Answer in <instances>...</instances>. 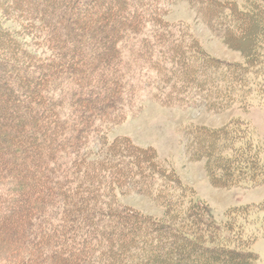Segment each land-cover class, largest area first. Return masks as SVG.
Returning a JSON list of instances; mask_svg holds the SVG:
<instances>
[{
    "label": "trees",
    "instance_id": "trees-1",
    "mask_svg": "<svg viewBox=\"0 0 264 264\" xmlns=\"http://www.w3.org/2000/svg\"><path fill=\"white\" fill-rule=\"evenodd\" d=\"M163 1L0 0L14 24L0 28V264H257L263 202L217 218L149 149L104 140L148 95L213 112L264 95V1L199 7L216 36L241 45L233 62L177 36ZM191 138L215 186L264 181L238 121ZM95 142L105 150L88 158ZM120 188L152 194L163 218L116 203Z\"/></svg>",
    "mask_w": 264,
    "mask_h": 264
},
{
    "label": "rangeland",
    "instance_id": "rangeland-1",
    "mask_svg": "<svg viewBox=\"0 0 264 264\" xmlns=\"http://www.w3.org/2000/svg\"><path fill=\"white\" fill-rule=\"evenodd\" d=\"M209 1L164 0L159 6L163 12L162 18L180 29L175 31L177 36L182 35L184 39L193 37L198 47L220 60H243L241 45L227 43L216 36L203 19L199 7L209 4ZM233 1L243 6L247 0ZM13 26L10 20L0 17V28L12 29ZM245 101V106L232 104L219 112H213L203 105H163L156 97L148 95L129 106L119 120L106 126L104 140L110 143L124 138L133 147L149 149L180 183L191 187L193 197L204 200L218 218L233 205L264 203V181L255 186H215L211 182L206 159L193 158L191 135L194 132H206L209 128H220L236 120L245 128L264 166V95L253 93L245 97ZM104 150L100 142H95L87 151L88 158L101 156ZM113 200L152 219H161L165 213L162 202L155 200L150 193L120 188L113 191ZM252 235L256 237L252 250L258 255L257 264H264V232L260 230Z\"/></svg>",
    "mask_w": 264,
    "mask_h": 264
}]
</instances>
